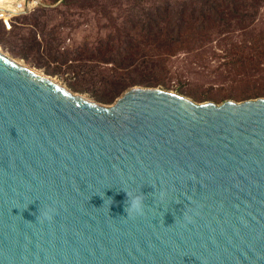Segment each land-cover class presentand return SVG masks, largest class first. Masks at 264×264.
Listing matches in <instances>:
<instances>
[{"label": "water", "instance_id": "water-1", "mask_svg": "<svg viewBox=\"0 0 264 264\" xmlns=\"http://www.w3.org/2000/svg\"><path fill=\"white\" fill-rule=\"evenodd\" d=\"M0 264H264V97L105 106L0 52Z\"/></svg>", "mask_w": 264, "mask_h": 264}, {"label": "rangeland", "instance_id": "rangeland-1", "mask_svg": "<svg viewBox=\"0 0 264 264\" xmlns=\"http://www.w3.org/2000/svg\"><path fill=\"white\" fill-rule=\"evenodd\" d=\"M3 1L6 4L0 7L12 12L17 11V1L26 9V0ZM41 1L30 13L7 19L10 25L0 19L4 22L0 23V52L76 95L105 106L115 104L134 86L158 87L200 103L264 97V3H250L247 9L244 0H216L214 5L199 7L176 0L172 19L178 21L174 22L217 25L208 30L189 27L196 41L190 50L181 49L174 56L150 55L121 71L106 60L124 46L122 32L126 24L135 23V11L120 9L118 4L123 2L115 0H102L99 6L85 0L83 7L89 9L83 12L62 8L68 0H59L55 7L50 4L53 0ZM78 3L67 6H82ZM51 60L74 65L59 71L61 65Z\"/></svg>", "mask_w": 264, "mask_h": 264}, {"label": "trees", "instance_id": "trees-1", "mask_svg": "<svg viewBox=\"0 0 264 264\" xmlns=\"http://www.w3.org/2000/svg\"><path fill=\"white\" fill-rule=\"evenodd\" d=\"M59 0H50L51 5L56 4ZM82 6H67L68 4H79ZM93 2H97L98 6L102 0H92ZM116 3L123 2L118 4L120 9L124 10L126 8L132 9L136 12L135 23L126 24L128 27L124 28L122 34L124 40L122 43L124 46L112 52L110 57L106 61H113L116 66L124 65V67H132L136 65L141 60H146L150 55L158 54L163 56H174L181 49L188 48L192 49V45L196 42L193 40L190 35L189 27L192 28H202L204 27L208 29L213 28L217 24H198L196 22H187L180 25L177 19H172V15H175L173 5L179 4V1L171 0L172 2L169 5L165 2V0H115ZM245 8L249 9L250 3H260L263 4L262 0H244ZM260 1V2H259ZM182 2L186 4H194L196 6H210V4H216V0H191L190 3L188 0H182ZM220 3V2H218ZM86 6L85 0H68L64 4L61 5L62 8H76V10H80L81 12L89 9ZM93 6V5H91ZM100 6H105V4H101ZM157 6V10H150V8ZM46 6L41 9H46ZM124 7V8H123ZM91 8V7H90ZM184 10V9H183ZM178 12L179 14L182 13ZM133 13V12H132ZM131 15V14H130ZM130 19V16L128 17ZM128 19V20H129ZM0 23H4L2 20ZM6 23V22H5ZM7 24V23H6ZM130 24V25H129ZM194 24V27L193 25ZM8 25V24H7ZM14 28V26H13ZM127 36V37H125ZM128 52V54H126ZM128 55V62H124L123 55ZM139 56V57H138ZM111 58V59H110ZM110 59V60H109Z\"/></svg>", "mask_w": 264, "mask_h": 264}, {"label": "clouds", "instance_id": "clouds-1", "mask_svg": "<svg viewBox=\"0 0 264 264\" xmlns=\"http://www.w3.org/2000/svg\"><path fill=\"white\" fill-rule=\"evenodd\" d=\"M127 216L130 214H142V201L139 199V197L127 194Z\"/></svg>", "mask_w": 264, "mask_h": 264}, {"label": "crops", "instance_id": "crops-1", "mask_svg": "<svg viewBox=\"0 0 264 264\" xmlns=\"http://www.w3.org/2000/svg\"><path fill=\"white\" fill-rule=\"evenodd\" d=\"M54 5V4H53ZM52 5V6H53ZM53 7H55V6H53ZM72 10V9H71ZM126 54H128V52H126ZM126 54H124L123 55V60H124V62H128V60H127V58H128V55H126ZM52 62H57V61H53V60H51ZM58 64H60L61 66H58L59 67V71L60 70H62V68H64L66 65H70V67L72 68V66L74 65V64H72L71 62H66V61H64L62 64L61 63H59V62H57ZM107 63H109V65H115V63L113 62V61H108ZM116 66V65H115ZM116 67H118V69L119 70H121V71H123V70H125V69H127L128 67H124V65H119V66H116ZM67 68V67H66ZM129 69V68H128Z\"/></svg>", "mask_w": 264, "mask_h": 264}, {"label": "bare ground", "instance_id": "bare-ground-1", "mask_svg": "<svg viewBox=\"0 0 264 264\" xmlns=\"http://www.w3.org/2000/svg\"><path fill=\"white\" fill-rule=\"evenodd\" d=\"M3 4H6L3 0H0V6L3 5ZM1 8V7H0ZM13 60V59H12ZM15 61V60H14ZM17 62V61H16ZM19 63V62H18ZM23 65V64H21ZM58 84V83H57Z\"/></svg>", "mask_w": 264, "mask_h": 264}]
</instances>
